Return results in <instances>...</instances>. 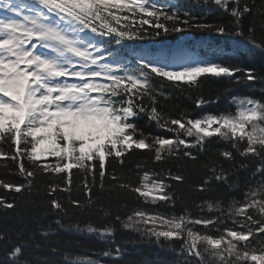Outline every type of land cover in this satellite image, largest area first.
Returning a JSON list of instances; mask_svg holds the SVG:
<instances>
[{"label":"snow or ice","instance_id":"1","mask_svg":"<svg viewBox=\"0 0 264 264\" xmlns=\"http://www.w3.org/2000/svg\"><path fill=\"white\" fill-rule=\"evenodd\" d=\"M194 3L215 5L231 20L228 24L204 23L173 0H0V167L11 171L14 165L21 178L20 182L0 180V189L5 191L0 195V215L26 224L30 205L36 223L27 239L24 227H14L7 220L0 223L4 247L0 264H52L47 256L36 255L45 248L62 256L64 264H103L99 258L74 254L70 242L59 239L61 232L98 238L107 247L93 255L121 264L128 248L138 241L119 240L117 223L120 229L137 234L140 241L170 248L176 264H264V100L234 96L235 111L172 117L160 107L169 93L154 83L161 78L174 87L199 89L207 78L225 77L234 85L264 87V74L204 60L184 47L142 51L132 61L105 46L106 42L120 45L195 30L241 38L264 54V36L256 35L257 27L264 33V0L259 4L255 0ZM137 13L142 14L139 27L122 23ZM247 15L253 19L245 33ZM211 102L201 96L196 105ZM141 114L173 136L145 134L136 123ZM213 137L228 147L219 151L222 159L203 165L206 175L197 190L208 191L213 183L241 190L240 173L249 176L241 199H206L197 205L210 215L193 216L188 209L179 214H153L143 208L113 215L110 206L93 198L94 189L105 190L109 179L113 183L107 185L108 191L115 188L144 203L164 202L174 207L177 198L168 181L182 183L184 177L179 173L156 172L138 164L141 172L133 184L124 181L114 165L112 171L107 165L114 161L123 166L125 155L132 150L150 152L153 163L181 158L196 161L199 153L208 151ZM43 157H54L56 162ZM74 175L82 177L79 185ZM45 177L55 179L45 183ZM74 186L86 200L71 198ZM59 192L68 194V206L56 195ZM77 210L94 212L107 222L76 219ZM50 214L54 219L42 223L41 217ZM229 220L236 227H228ZM37 236L45 241L57 239L44 244ZM143 264L160 262L146 260Z\"/></svg>","mask_w":264,"mask_h":264},{"label":"trees","instance_id":"2","mask_svg":"<svg viewBox=\"0 0 264 264\" xmlns=\"http://www.w3.org/2000/svg\"><path fill=\"white\" fill-rule=\"evenodd\" d=\"M153 2L163 3L165 0H153ZM175 4L180 6L182 9H187L191 11L195 16L200 17L202 22L214 24V23H224L228 24L231 17L220 8L215 5L203 6L194 3V0H173ZM257 4L260 0H255ZM123 15V14H121ZM131 16V13H128ZM142 14L137 13L135 17H132L129 21L123 22V24H129L133 27H139V20ZM253 17L247 15L244 18L243 26L244 31L247 33L249 23L252 21ZM135 20V24H133ZM143 28L149 29V31H154L151 29L150 25H143ZM257 38L264 36L257 27L256 29ZM210 41V44H206ZM181 43L188 49H191L194 53L204 60L220 61L226 64H231L240 68H253L257 73L264 74V54H262L257 49L251 48L246 41L241 38H233L231 36H218L214 33L186 30L180 33H170L167 35H162L160 37H151L143 40H133L124 41L120 45H116L115 42L109 43L110 46H116L114 52H123L122 47H128L129 45L137 46H147L152 47V51L158 52L161 49L168 50V45L173 46V44ZM223 45V48L216 47L217 44ZM204 44V45H201ZM108 43H106V46ZM123 55V54H121ZM154 83L157 87L163 88L169 93L167 100L163 101L160 105L161 110L172 117H181L187 114L191 118H198L205 113H223L229 111H235V106L232 103V97L234 96H252L256 99L264 100V87L261 85H256L255 87H248L246 85H234L232 81L225 77L220 78H207L200 85L199 89H188L186 86L184 88L174 87L169 84L166 80L161 78H156ZM203 97L205 100H211L213 102L206 103L200 107H197L196 101L198 97ZM136 123L143 130L145 134L151 133L153 136L171 137L173 133L164 131L156 126L155 123L149 121L146 115L141 114L137 119ZM228 147L227 144L217 139L212 138V143L208 147L207 152L199 153V159L196 161L189 160L187 158L181 159H169L164 163H153L152 154L146 150H132L130 154L125 155V163L123 166L115 164L107 165L108 170H113V165L115 171L121 176L124 181H130L133 184L137 183L139 180V175L141 169L137 168V165L142 167H148L156 172H166L171 170L173 174L179 173L184 177L182 183L169 180L168 183L173 185V191L176 194L175 206L166 204L164 202L144 203L141 198H138L132 193H125L119 189H113L111 191L107 190V185L113 182L106 179V189L101 191L98 187L94 189L93 198L98 200L100 204L110 206L113 211V215L119 212L121 215L129 212L134 208H143L153 214H163L169 215L171 213H181L184 209H188L193 216L210 215L205 208L201 211L197 205L201 204L202 201L206 199H228L235 197L237 199L242 198V189L246 178L249 176L247 172L240 173L239 189L228 190L223 185H217L213 183L208 191H198L197 186L200 185L206 175V170L203 165L210 160L222 159L219 157V151L223 148ZM193 152H196L193 149ZM43 160L49 163H55L56 158L54 157H43ZM111 160V158H109ZM239 159V157H237ZM26 162V161H25ZM11 163V162H9ZM27 163V162H26ZM225 167H228V162H224ZM254 167V165H253ZM75 174L76 169L72 170ZM63 175V174H61ZM54 180L55 177H45L44 182L47 183L48 180ZM0 180H8L13 182H20L21 178L15 174V166H12V170L0 167ZM75 185H79L82 181V177L73 176ZM5 191L0 189V195H4ZM62 202L68 206L69 197L65 192H59L56 194ZM71 198L79 199L81 201L86 200L83 191L79 190L78 187H73ZM41 199H47V197H41ZM44 209H41L43 212ZM27 223L22 224L20 221L13 218H5L0 215V223L5 220L14 227H24V238L27 239L29 234L36 229V223L33 217L35 213L33 212L31 206L29 205L26 211ZM75 218L80 220H92L97 224H103L107 222L101 219L94 212H81L77 210L75 212ZM54 219L51 214L47 217H41V222L47 224ZM111 219V218H108ZM117 238L121 241H127L129 239L136 240L138 243L135 246H130L128 248V254L125 255L121 264H143L146 260H158L160 264H176V257L170 248L161 247L156 243H149L148 241H140L139 237L135 233L128 232L126 230L120 229L117 223ZM227 226L232 228L236 227L232 224V221H227ZM201 231H205L202 226H197ZM213 235H218L214 230ZM15 239V237H13ZM36 239L44 244H49L55 242L57 237H52L51 240L45 241L41 237L37 236ZM59 239L65 242H70V250L74 254L78 255H88L92 256L94 259H101L103 264H113L110 258L100 257L98 255H93V253H99L106 249L107 245L103 243L96 237L89 235H81L76 233H66L61 232L59 234ZM257 248L260 244L257 241H253ZM33 250L28 249L31 253ZM4 255V247L0 244V258ZM38 256H47L48 260L52 264H64L62 256H57L51 254L47 248L43 251L37 253ZM251 264V262H249Z\"/></svg>","mask_w":264,"mask_h":264},{"label":"rangeland","instance_id":"3","mask_svg":"<svg viewBox=\"0 0 264 264\" xmlns=\"http://www.w3.org/2000/svg\"><path fill=\"white\" fill-rule=\"evenodd\" d=\"M206 44H210V41H207V43ZM201 45H204V44H201ZM176 46V44H173V46H170V45H168V48L169 49H173L174 47ZM222 46V45H221ZM216 47H220L219 45L218 46H216ZM221 48V47H220Z\"/></svg>","mask_w":264,"mask_h":264}]
</instances>
